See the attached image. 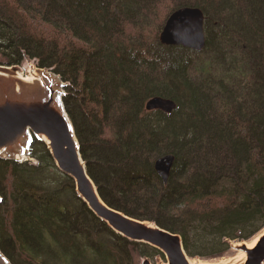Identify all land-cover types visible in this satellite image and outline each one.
Masks as SVG:
<instances>
[{"label":"trees","instance_id":"1","mask_svg":"<svg viewBox=\"0 0 264 264\" xmlns=\"http://www.w3.org/2000/svg\"><path fill=\"white\" fill-rule=\"evenodd\" d=\"M183 6L202 10L206 44L212 37L222 43L220 31L210 36L211 25L236 18L241 33L224 36L239 48L230 52V65L196 54L175 67L150 64L153 57L139 45L157 40L166 16ZM25 53L72 81L65 87L84 124L63 102L87 172L110 207L178 233L190 257L220 255L232 240L264 227V0H0L4 65H20ZM237 95L253 101L260 117L252 120L235 105ZM152 96L170 98L176 108L146 110ZM95 130L113 165L99 166L88 154ZM179 150L188 152L189 167L178 162ZM166 153L175 161L163 183L153 164ZM30 156L37 165L0 158V249L11 262L132 264L115 245L120 235L76 196L69 177L62 181L44 142L34 138ZM120 162L137 167L117 175L114 191L102 179L112 181ZM20 167L32 174L23 176ZM138 246L151 259L160 254Z\"/></svg>","mask_w":264,"mask_h":264},{"label":"water","instance_id":"2","mask_svg":"<svg viewBox=\"0 0 264 264\" xmlns=\"http://www.w3.org/2000/svg\"><path fill=\"white\" fill-rule=\"evenodd\" d=\"M204 19L199 7L183 6L173 10L159 33V42L202 52L206 44ZM17 66H0V158L16 160L26 156L35 137L44 142L56 168L72 179L76 196L108 228L130 241L156 248L166 259V263L158 261L157 264H191L192 257L186 254L178 233L155 222L133 218L102 199L87 172L74 125L64 108V84L59 74L36 69L30 82L20 78ZM144 107L170 113L176 103L170 98L152 96ZM174 161L171 153L155 159L153 167L163 183L167 182ZM248 242L242 240L233 245L243 253L233 264H264V227L251 246ZM0 264H12L1 249ZM142 264L152 263L146 257Z\"/></svg>","mask_w":264,"mask_h":264},{"label":"rangeland","instance_id":"3","mask_svg":"<svg viewBox=\"0 0 264 264\" xmlns=\"http://www.w3.org/2000/svg\"><path fill=\"white\" fill-rule=\"evenodd\" d=\"M135 5L136 6H134L133 11L137 12L138 9L140 8V4L138 2ZM166 18H167V16H166ZM166 18H165V20H166ZM165 20L163 21L161 26H159L157 40L151 41L150 43H147V44L146 43L145 44L141 43L142 46L139 45L140 47H144V49H146V52L148 53L149 56L153 57V59L151 60V63H150L152 66H158L160 63H164L168 67H171V66L175 67V65L178 64L181 61H184L185 63L191 62V59H189V57L194 55V54H196V55H194L195 57L198 58L199 56H201L203 59H206V60H210L211 58L212 59L215 58L214 61H215L216 64L217 63L219 64V62H222V63H224L226 65H228V64L230 65V59H229V57L231 56L230 52H233L234 50H239V48L237 46H232L231 45V44H235L234 41L233 42L229 41V43H228L226 41V39L224 38L226 33H227L228 36L231 35V34H232V36H236L238 33H241L239 31L240 24L237 23L238 21L236 20V18H234L233 22L230 20V24H224V25H220V26L219 25H215V24L211 25L210 26V31H211L210 32V36L214 35L217 31H220L223 34L222 38L225 40V42H223V39H222V43L219 46L218 39L216 37H212L211 41L209 43L207 42L205 49L202 52H200V53H197V52H195L193 50H190V49H184L183 47H180V46H171V45H167V46L165 45L164 46V44H161L159 42L158 37H159V33H160V31H161V29L163 27V24H164ZM221 50H224L223 54H221ZM236 53H238V52L236 51ZM219 55H220V57H219ZM239 55L243 57L241 50L239 51ZM23 57L24 58H23L22 63L20 65H18L17 67H15V68H17V69L19 68V72H22L24 75H27V72L30 70V67H33L34 69H37V70H39V69L50 70V68H48V67H41L39 65V62H37L32 57H29L26 53H25V55ZM5 61H6V57L4 55L0 54V66H5L4 65ZM226 65H225V67H226ZM226 69H229V68L227 67ZM228 72L229 71L226 70L224 73H228ZM98 75H99V73L96 72L95 73V78H96L95 82H96V84L100 85L103 82V79L102 80L98 79L97 78ZM61 80H62V83L64 84V87L62 89L63 92H64V95L62 96V100H63L64 97L66 98V103H67V106L69 107V109L73 110L75 112V114L77 115V118L80 121V123L84 124V122H85L84 118L85 117H82L83 114H81V112H80L81 110H80L79 106L77 105L76 100L73 99V96H72V94L74 95L73 91L72 90L69 91L65 87V86H71V84H73L72 81L63 80L62 77H61ZM96 80L101 82V83H98ZM68 88H70V87H68ZM237 96H238V98L235 99V102H236L235 105L237 104L240 107L244 106L248 116L253 118L252 120H255L257 117H260L261 113H260V111H258V107L257 106L255 107L254 103H252L253 101L252 102H248V100H244L243 98H240V95H237ZM63 104H64V102H63ZM64 108H65V105H64ZM81 126H83V125H81ZM97 133L98 132L96 130L91 132V134H93V136L95 138L93 139L94 143L92 144V146L88 147L89 150L87 149L88 154L89 155L91 153L94 154L99 166H103L104 167V166H107V164L109 166L113 165V161H115V160H110V161L108 160V158L106 157L107 154L105 155L106 152L104 153V149L101 147V145H103L102 142L98 141ZM85 135H87V133ZM84 141H85V143H87V138H85ZM188 158H189L188 152L183 153V152H181V150H179V154L177 155L178 162H183V161L188 160L187 161V165L189 167L192 164L191 162H193V161L191 159L189 160ZM17 161L21 162L20 159H18ZM23 161H25V160H23ZM31 161H33L32 164H36L37 165V160L35 158L31 159ZM27 162L28 161L21 162V163L24 164V163H27ZM119 165H122L124 167L123 168H119L117 170V172H116L117 174L114 173V177H113V180H112L113 182L111 180H110V182L109 181L105 182V179H102L103 185L106 184L107 188H109L111 190H114V191L117 188V186H115L116 181H117V175L118 176L119 175H126L125 173H127V170L128 171H130V170L133 171L137 167L136 165L127 166V163L125 165H124V163H121ZM53 166L56 168L55 165H53ZM107 169H108V167H107ZM120 170H121V172H120ZM18 171H20L23 174V176H27V175L32 174V172L30 170L26 169L25 167H20L18 169ZM59 174H61V176H62V181L65 182L68 176L65 177L61 172ZM187 174H188V169H187ZM70 180L72 181L71 178H70ZM23 182L28 184V182H27V180L25 178H24ZM72 185H73V189H74L73 181H72ZM28 187H29V185H28ZM0 201H2V196L1 195H0ZM69 201H67L68 205H72ZM72 203H73V201H72ZM72 208H73V206H72ZM74 209L76 211H80L79 208L75 207ZM69 211H70L69 214L71 213L73 215V213H72L73 210H69ZM75 216L76 215H73L74 218H75ZM77 217L79 218L78 219L79 224H81V222L84 223V217H83L82 214L78 215ZM152 222H154V221H152ZM81 225H79V227ZM87 225H88L87 227L89 229H91V230L97 229V228H93L92 224H90V225L87 224ZM99 226H101V225H99ZM259 232L255 233L252 237L248 238L247 240L248 241H254V239L257 237ZM113 238L115 240L114 242L116 243L115 245L117 246L118 250L121 251V252L123 251L122 253L124 254V256L127 257L131 261L132 264H142L144 258H146V257L144 255L140 254V248L138 246V242L135 243V242L130 241L128 239H124L123 237H122L123 238L122 239L121 236L120 237L119 236H116V237L113 236ZM240 241H242V240H232L230 242V246L227 248V250L224 251L220 255L210 256V257H198V256H195V257H192V260L193 259L197 260V258H198L199 260H201L202 262H204L206 264L207 263L208 264L209 263L214 264V263H216L218 261L221 262V261L226 260L228 258H234L239 253H242V252L234 249V247H233V245L236 242H240ZM243 241H246V240H243ZM10 252L11 251H8L9 254H10ZM4 255L7 256L5 253H4ZM149 259H150L152 264H157L158 261L166 263V259L163 256V254L155 255L154 259H151V258H149ZM16 260H15V263L12 262V264H26L25 262H21L20 260H18V262H17Z\"/></svg>","mask_w":264,"mask_h":264},{"label":"bare ground","instance_id":"4","mask_svg":"<svg viewBox=\"0 0 264 264\" xmlns=\"http://www.w3.org/2000/svg\"><path fill=\"white\" fill-rule=\"evenodd\" d=\"M35 72H36V69H34L33 67H30V70L27 72V75H24L22 72H19V75H20V78H21V79L32 82L33 79H34L33 76H34ZM31 143H32V141L30 142V144H29V146H28L29 150H30ZM18 158L23 159L24 157H18ZM255 240H256V238L254 239V241H249V242H248V246H251V245L255 242ZM242 256H243V253H239V254H238L237 256H235L234 258H228V259L223 260V261H221V262L218 261V262H216V263H214V264H233L236 260H238V259L241 258ZM234 260H235V261H234ZM193 263H197V264H206V263L202 262L201 260L194 261V259L191 260V264H193ZM207 264H208V263H207ZM209 264H212V263H209Z\"/></svg>","mask_w":264,"mask_h":264}]
</instances>
